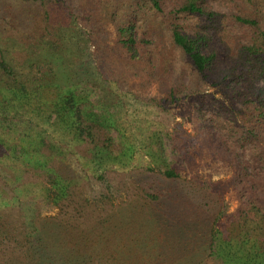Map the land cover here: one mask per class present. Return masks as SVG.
I'll return each instance as SVG.
<instances>
[{
    "label": "rangeland",
    "instance_id": "obj_1",
    "mask_svg": "<svg viewBox=\"0 0 264 264\" xmlns=\"http://www.w3.org/2000/svg\"><path fill=\"white\" fill-rule=\"evenodd\" d=\"M96 1L0 0V62L4 60L11 69L8 74L0 67V86L8 89L0 92V223L11 230L16 228L12 230L15 242L35 247L41 221L61 212L62 202L56 205L55 189L50 191L51 171H56L71 182L78 203L93 206L98 213L104 214L111 207L116 211L127 208L137 193L152 211L160 208L176 230L188 226V231L198 236L199 225L208 223L214 229L215 243L212 255H205L203 264H264V229L238 225L242 195L235 187L236 168L230 166L234 158L217 153V133L209 123L216 117L212 104L218 109L221 102L228 117L235 119L239 133H246L249 127L243 124L244 117L247 109L256 105H243L232 100L228 90L222 92L221 86L215 85L221 82L225 86L226 81L214 79L220 75L206 79L197 76L188 60L172 46L168 20L188 33L194 32L199 20L180 12L190 0H165L163 12L157 14L149 10L150 0H141L147 3L149 22L143 33L150 29L152 53H165L166 59L157 62L156 58L155 63L160 68L161 60L167 62L169 75L161 76L164 81L122 80L119 72L112 73L117 77H108L105 68L114 72L130 65L118 50L117 25L122 17L135 20L137 11L133 0ZM206 3L208 11L224 16V31L230 34L233 47L246 45L251 38L250 28L237 23V17L254 15L252 18L259 19L258 27L264 25V0ZM46 26L47 35L41 32ZM59 35H64L69 45L53 62L60 64L64 56L76 53L75 59L81 58L91 66V82L81 87L71 85L65 73L56 72L57 66L47 63L55 68L58 79L53 81L51 72H46L51 68L34 62L33 55L40 56L51 44L49 36ZM33 37L39 50L36 47L33 51ZM215 47L210 43L206 52ZM41 79L44 82L37 85ZM44 85L59 86L62 95L51 93L47 101ZM262 86L261 80L254 82L255 88ZM68 90L74 91L75 100L80 99L85 118L97 120L110 134L114 142L110 153L90 156L87 138L79 139L74 129L57 123L59 113L66 112L64 97ZM259 147L264 149V136ZM39 161L48 170L40 172ZM261 162V176L252 183L264 215V160ZM170 169L177 171L178 178H166L164 172ZM249 192L246 189L244 194L252 195ZM102 225L99 232L107 235L109 226ZM63 227L57 225L51 236L55 239ZM135 237L108 240L115 248L130 245ZM147 241L137 247L144 249ZM101 243L106 244L103 240ZM5 259L6 264H15Z\"/></svg>",
    "mask_w": 264,
    "mask_h": 264
},
{
    "label": "trees",
    "instance_id": "obj_2",
    "mask_svg": "<svg viewBox=\"0 0 264 264\" xmlns=\"http://www.w3.org/2000/svg\"><path fill=\"white\" fill-rule=\"evenodd\" d=\"M90 2L97 3L96 0H90ZM131 2L137 11L136 19L130 20L122 17L117 25L118 50L121 56L130 60V65L118 68L114 72L106 68L105 70L109 73L110 79L117 77L114 74L118 75L119 72L122 80L136 78H144L146 81L161 80V76L169 75L167 74L169 73L168 65L166 61H162L166 59L165 53L160 56L152 53L153 49L150 45L154 41L148 35L150 29L143 33V29L148 26L149 22L145 13L147 3L141 0ZM164 2L165 0H150L149 10L154 11V14L163 12ZM206 5V0H190L180 11L199 18L193 27V33H188L180 26L172 25L173 22L169 20L168 33L172 46L188 60L197 76L206 79L209 76L220 75L214 79L219 80L220 78L224 83L226 81L225 86L221 82L215 83V86H221L222 92L228 90L231 99H236L243 105H256L254 108H248V114L244 117L243 124L249 127L246 133H239L235 119L228 117L221 102L217 105L218 109H214L212 104L216 117H211L209 123L217 133L219 141L216 148L217 153L223 154V158H234L230 166L236 168L235 187L240 189L239 192L242 195L240 197L242 211H239L240 215L237 217L241 224L238 225L264 229V215L258 208L252 183L255 178L261 176L263 171L261 161L264 160V149L259 147L262 136H264V25L258 27L259 19L252 18L254 15L248 16L249 18L237 17V23L250 28L251 38L246 45L233 47L230 34L224 31V16L208 11ZM200 18L203 19L202 23ZM162 22L165 23L164 20ZM41 29V32L48 31L47 26ZM48 42L51 44L44 50L42 49L40 56L33 55L35 63H45L44 68L47 69L51 68V65L47 63H53L57 66L56 72L65 73V77L72 80L71 85L76 87H81L91 80V66L88 65L89 63L82 62L81 58L75 59L78 56L74 52H70L69 56H64L60 64L53 62V60L56 62L55 59L60 56V51H66V45H69V40L64 35L55 38L49 36ZM210 43L217 47L206 52ZM36 47L33 37V51ZM100 55L102 52H99ZM156 58L157 62L162 58L161 69L155 65ZM0 59H2L1 50ZM225 65L228 69H223ZM0 67L6 73L11 74V69L4 60L0 62ZM54 69L46 71L51 72L50 78L53 81L58 79ZM258 80L263 82V86L255 88L254 82ZM43 82L44 80L41 79L37 85ZM56 83L61 84L60 81ZM95 85L98 86V84ZM2 86H0V92H8L7 87ZM44 86L47 101L51 100L49 97L51 93L62 95L59 86ZM64 100L67 109L66 112L59 113L57 123L64 122L68 130L74 129L79 139L87 138L89 141L87 152L90 156L96 157L110 153L114 145L112 137L102 125L98 124L97 120L85 118L84 110L80 107V99L75 100L74 91L68 90ZM251 145L252 147H249ZM240 151L241 153H238ZM240 157L243 161H240ZM246 157H248L247 160L244 159ZM40 164L43 169L39 170L40 172L48 170L44 162ZM51 172L53 180L50 182L52 184L50 191L53 192L55 189L54 203L56 205L62 202L61 212L55 218H46L41 221L40 232L35 237L37 241L35 247H30V243L26 245L15 242L12 230L16 228L11 230L0 223V264L7 263L6 257L15 264H56L57 261L64 260L67 261L66 264H203L202 259H205V255L209 253L210 256L212 255L215 236L214 229L208 223L199 225L201 228L196 230L198 236L192 234L193 231H188V226L184 227L185 229L176 230L177 227L170 224L161 214L160 208L152 211L148 205L138 199L137 193L136 197H132L130 206L127 208L116 211L111 207L110 210L101 214L93 206L89 208V206L79 204L76 193L71 191L72 184L67 177L57 174L56 171ZM164 175L168 179L178 178L175 169L165 171ZM246 189L252 195L244 194ZM149 197L156 198L151 195ZM104 223L109 226L107 235L99 232ZM57 225L64 227L61 232L57 231L60 234L54 239V235L51 236V234L56 232ZM135 234L137 237L130 242L133 248L130 245L114 248L112 242L108 240L111 237L114 240L126 238L125 240L128 241ZM21 236L25 237L23 233ZM147 238L144 249L137 247L139 244L141 246ZM102 240L106 244L102 245ZM156 252L159 253L158 259H156Z\"/></svg>",
    "mask_w": 264,
    "mask_h": 264
}]
</instances>
